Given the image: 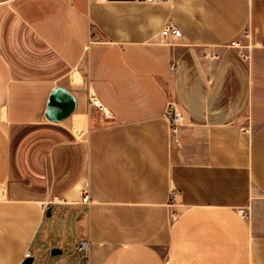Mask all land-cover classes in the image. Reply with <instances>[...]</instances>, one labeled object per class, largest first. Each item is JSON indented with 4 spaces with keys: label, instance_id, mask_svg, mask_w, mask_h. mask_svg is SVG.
Returning a JSON list of instances; mask_svg holds the SVG:
<instances>
[{
    "label": "crops",
    "instance_id": "obj_1",
    "mask_svg": "<svg viewBox=\"0 0 264 264\" xmlns=\"http://www.w3.org/2000/svg\"><path fill=\"white\" fill-rule=\"evenodd\" d=\"M63 214L79 264H264V0H0V264Z\"/></svg>",
    "mask_w": 264,
    "mask_h": 264
},
{
    "label": "rangeland",
    "instance_id": "obj_2",
    "mask_svg": "<svg viewBox=\"0 0 264 264\" xmlns=\"http://www.w3.org/2000/svg\"><path fill=\"white\" fill-rule=\"evenodd\" d=\"M246 132V131H244ZM48 229L49 240L54 246L62 249V254L51 257L47 253V259H52L53 263L59 264H79L82 253L76 251L75 226L71 220L64 214L62 216H53L49 218L44 225ZM39 258L34 264L38 263Z\"/></svg>",
    "mask_w": 264,
    "mask_h": 264
},
{
    "label": "built area",
    "instance_id": "obj_3",
    "mask_svg": "<svg viewBox=\"0 0 264 264\" xmlns=\"http://www.w3.org/2000/svg\"><path fill=\"white\" fill-rule=\"evenodd\" d=\"M142 1L145 2V3H154V2H157L159 0H142ZM159 35L162 38H170V37H172V38H180L181 37V32L173 24L167 23V24H165L163 26V28L161 29ZM92 39L96 40L97 36L93 35ZM230 46L236 48L237 49V54L239 56H241L242 58L246 59L248 57L247 54L242 52L243 47L240 46L237 42H231ZM87 98H88L89 104L91 106L104 111L102 105L99 102V100L96 98L95 94L93 92H91L90 90L87 91ZM169 106L172 107V105H169ZM181 119H182V116L180 114H178V113L173 111V120L171 121V125H173V127L176 126ZM54 201H55V199L53 198L50 201V203H53ZM82 201L84 203H88L89 200H88V196H87L86 193L82 194ZM173 203H174V199H173V196H172V193H171V204H173ZM238 213H239V215L242 218H245V217L248 216V208H239L238 209ZM78 250H84L85 252H87V245L85 243L79 244ZM24 257L25 258L29 257V253L26 252ZM85 264H88V262H86Z\"/></svg>",
    "mask_w": 264,
    "mask_h": 264
},
{
    "label": "water",
    "instance_id": "obj_4",
    "mask_svg": "<svg viewBox=\"0 0 264 264\" xmlns=\"http://www.w3.org/2000/svg\"><path fill=\"white\" fill-rule=\"evenodd\" d=\"M75 98L71 91L62 86H55L49 94L44 116L47 120L59 122L68 117L75 108ZM170 120H173V112L169 115ZM50 215V209H46V216ZM59 249L53 248L52 255L60 254ZM31 261L27 260L21 264H29Z\"/></svg>",
    "mask_w": 264,
    "mask_h": 264
}]
</instances>
